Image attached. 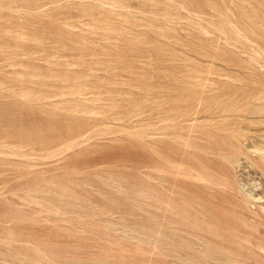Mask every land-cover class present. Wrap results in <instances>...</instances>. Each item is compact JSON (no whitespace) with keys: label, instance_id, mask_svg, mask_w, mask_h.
<instances>
[{"label":"rangeland","instance_id":"374dc122","mask_svg":"<svg viewBox=\"0 0 264 264\" xmlns=\"http://www.w3.org/2000/svg\"><path fill=\"white\" fill-rule=\"evenodd\" d=\"M0 264H264V0H0Z\"/></svg>","mask_w":264,"mask_h":264}]
</instances>
